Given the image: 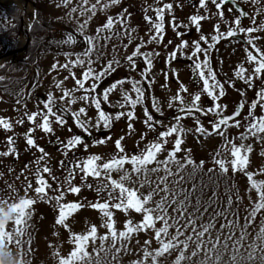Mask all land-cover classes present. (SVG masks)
Returning a JSON list of instances; mask_svg holds the SVG:
<instances>
[{
    "label": "snow or ice",
    "instance_id": "1",
    "mask_svg": "<svg viewBox=\"0 0 264 264\" xmlns=\"http://www.w3.org/2000/svg\"><path fill=\"white\" fill-rule=\"evenodd\" d=\"M67 3V0H64ZM119 0H107L106 3H101V0H96V3L91 4L88 8L82 7V14L87 11H91L92 14H95L97 5H100V9H106L111 4L118 3ZM211 4L215 6L217 13L221 19L224 17L223 12V5L229 2V0H210ZM253 3H258V0H252ZM89 0H83L84 5H88ZM197 3L201 9H207L208 7V0H197ZM182 6V5H179ZM174 8L173 3H164L161 7L155 9V20L154 24H151L150 30L152 31V35L150 36V40L156 41L161 38V34L164 31V22H165V12L171 13ZM76 9H73L75 11ZM231 12L232 9H229ZM246 15V13L241 10L240 14L235 16V19L231 22L227 32L221 33L220 32V25L217 23L214 25V32L215 34L211 36V40L213 42L218 41L222 37H232L236 35L237 31L241 33L249 34L246 43L251 46V49L254 51H247V60L250 63H254L255 67L252 69V75H248L245 77L246 69L243 65L239 66L236 70L235 74L240 79H246V82L249 83L251 86V81L254 77H261L264 78V51L259 48L255 41L259 40V36H252L250 34L264 30V23L260 26L255 25V20L253 19V26L244 28L241 27V16ZM145 19L147 21H152L153 17L150 15H146ZM191 25L195 26L196 30L199 32L201 29V22L207 19L205 15L201 14H193L190 18ZM118 22L120 24H124L123 16L119 17ZM117 23L113 17H107L106 22L101 26L102 29L105 31H110L113 28V25ZM172 26L176 31V35L181 37L179 44L176 45L175 49H173L169 56L172 59H175L178 52L186 48L189 44H191L192 48V55L191 59H193L192 69L196 72L199 76V79L202 81V93H206L207 96L211 97L213 104L207 109L208 113H215V118L210 121V128H205L199 119H196V127L195 132L201 135H211L213 133L222 136L225 138L226 144H231V155L233 159L231 160V167L232 170L235 171L238 168H245L248 164V156L247 153L251 152V146H245L241 143L237 146L231 140L227 139L225 134V130L231 126L240 127L241 121L238 117L241 115L240 108H243L244 105L241 104L239 108L234 110L231 114H226L225 109L227 105H221L219 100L221 97L224 96V84L217 78L216 72L209 67L208 65V48L202 46V43H208L209 37L205 35H200L197 40H193L189 42L188 40H184L183 33L179 31L176 25V17L172 15ZM187 25H185L186 27ZM83 25H81V30ZM101 29H97V33H100ZM125 35L129 36V44L132 43L130 33L125 32ZM75 37L72 34H68L66 40L63 43L66 44H73L75 43ZM87 47L85 51L76 56L75 59L69 60L65 64H58L54 63L52 65V69H65L68 70L71 67H75L77 65L84 66L85 63L87 67L83 68L80 76H77L75 72H70L71 78L74 80L75 87L73 89H69L63 86V81H57L55 84L56 88L62 89V95L59 96V101L64 102L63 111L68 110V108L76 103L77 100L82 101L84 106H81L78 110L71 113L72 117L74 118L75 124L77 127L82 129L85 133H90V125L89 121H91V117H87V112L89 107H94L96 110V117L94 125L92 127L100 128H109L111 127V123L113 119L119 120L121 117L126 116L129 121L135 119L136 113L134 111L135 106L140 103L141 99L145 96L144 88L141 84L140 80L132 79L130 77H125L122 80H116L112 83L109 87L104 88L102 93H98L97 84L98 82L103 79L104 76L108 75L110 72H114L116 69L113 66L114 63H119L118 61L109 60L107 64L99 71H95L92 67L93 60L91 58L92 53L96 50V40L92 36H85L84 37ZM107 39V37H105ZM169 44L172 41H168ZM124 47H128V45H124ZM209 47H212V44H209ZM255 52V54H254ZM203 53L204 60H199V54ZM68 56V53H65ZM159 55V53L153 52H144L141 50V44H137L135 49L131 52V54L127 55L125 59L128 61L129 66L131 68H136V57L140 56L143 58V61L146 65L144 72L141 73V77L144 80H148L149 77L147 73L151 70L152 66V56ZM83 57V58H82ZM2 67V65H0ZM3 79V77H0ZM68 77H65L64 80H67ZM131 81V92H134L135 98L131 95L130 92L124 91L122 93V100L118 103V107L120 109H124L126 106L128 107V111L125 113L124 111H117L113 115L112 113L106 112L102 107V104L109 101V94L113 92L118 86L123 85L126 81ZM90 82V84H89ZM86 84L89 86L86 87ZM82 92V95L75 96L74 92ZM187 88L183 83L179 84L177 93L171 98L169 101V107L173 106V102L178 101V111L181 113L180 115L174 116L175 123L169 124L167 126L163 125L161 120L155 119L154 115L149 112L147 108L144 110V124L147 126L149 130H154L156 125H161V129L156 137L155 140L149 142L144 150L140 154H132L128 155L125 153V149L122 146V141L124 137H120L115 140V148L117 150V155H114L112 158L104 161H101V157L99 155L93 154L86 157L83 161H75L74 167L69 168L68 176L65 179V182L69 185L67 188V192L72 194H78L80 192V186L72 184L73 180V173L75 169H80L83 177L93 176V177H101L102 173L107 179V183H101L97 188V193L100 192H107V198L104 200L97 199L95 202L89 204L88 206L94 210L99 211L104 215L106 218L105 220V227L108 231L104 234L101 238L102 240H106L111 236L113 242L116 240H127L133 233L141 232V231H148L149 229L154 230L155 239L160 241V247L155 249V255L151 252L145 250L144 252V259L151 257L152 264H157V257L163 255L164 253L168 252L170 249H173L177 244H182L183 248L187 249L189 246V241H191L192 236H188L187 239L181 241L179 237L183 235L181 231V227H176L175 235H171L169 239H165V237H169V228L172 227L169 224L170 217L168 216V205L169 203H179V208L173 209L174 212H178L179 216L185 217L186 210H185V202L183 200L177 201L176 195L174 192L170 193L167 177L173 175V172L170 168V164L172 162H176L177 164V172L180 168L184 167L185 164L191 165L195 164L191 158H186L183 162L177 161V153L182 150V134L184 133V128L181 125V120L187 116H194L195 113L203 111L202 108L199 107V101L201 99V93H195L192 96L191 103L185 104L184 99L181 95V92H187ZM259 97V101L253 100L251 102L250 108L248 110V115L245 117V120H248L249 117L251 120L246 126V133L241 134V139L246 138L247 135L252 136H259L261 133H264V115L259 117L253 114V109L257 107V104L260 103V107L264 109V88H261L259 92L256 93ZM56 100L57 98L54 97L52 92L47 94L46 99L43 101V108L39 109L38 111H33L30 114L25 111V117L27 121L35 127H30L27 132L25 133L26 137V144L29 148H36L42 155L39 157L37 161V165L40 164L41 161L45 159L48 155L44 148L40 147L36 139L34 138V133L36 128H39L45 133H52L53 126H52V119L54 118L55 123L58 125H64L65 121L62 115V111L60 109L54 110L56 107ZM153 107L155 108L156 112H161V108L158 107L153 101ZM162 114V112H161ZM37 117H40L39 121H37ZM82 117H87V119H82ZM17 123L23 124L24 119H20ZM13 127L12 122L5 118L0 117V128L5 130H10ZM128 129L131 131L133 129V124L131 122L128 123ZM174 136V143L172 146L167 149V156L163 160H158V154L165 150L166 145H168V138ZM264 138V137H262ZM111 137L105 136L101 137L100 139L94 141L96 144H104L107 140H110ZM143 139V136L141 137ZM8 143V151L3 152L2 155H9L16 153V149L14 147L13 137H7ZM62 144L65 155L71 149L76 148L78 145L83 143V138L81 135H72L66 141H60ZM85 149L88 148L87 144H83ZM18 155V153H16ZM61 166H64V162H59ZM156 164V167L151 169L148 168L150 164ZM219 168L227 172L228 167H226V163L224 159H217L215 161ZM126 164L131 165V171L134 173H143L145 177L149 171L151 172H159L161 168L165 173L164 176L158 177L159 184L157 185L156 189L147 192L146 194L141 193L138 188L136 187H128L124 183L126 180L130 179L129 173L125 171L123 176H120L119 179H114L111 176V172L115 170L124 169ZM200 164H203V161H200ZM211 172L212 169H209ZM45 174H51V168L44 164L43 167H36L35 171V181L36 187L35 192L41 196L47 195L48 189L51 185L48 182L47 176ZM252 186L256 188L259 194V200L256 202L255 206L251 210V217H255V214L262 209H264V181H255L252 179L253 173L248 172L246 173ZM52 180H56L55 176L51 177ZM163 185V188H160V185ZM143 187V184L140 185ZM32 185L28 184L25 188V196L20 198L17 202L8 203L7 200H0V264H17L16 259L13 257L9 260V256L11 255L8 250L12 249L13 246L19 252V264H23V256H24V248L23 245L25 241H23L22 237L24 235V226L28 217V212L26 211L33 203L34 200L27 196L28 189L31 188ZM61 189L63 185L60 186ZM91 187V185H88ZM116 190L119 191V195L114 197L113 192ZM156 191H161L164 193L160 197L159 202L155 204L154 207H149V202L152 200ZM64 196V191L61 190L59 194L53 197L57 202L61 201ZM239 199V197H237ZM231 203V199L229 200ZM85 205L80 201H69L67 203L59 204V215L57 219V223L62 224L65 228L68 225L65 223L67 218L78 211L80 208L84 207ZM113 210H120L127 213L129 210H133L136 213L142 215V219L138 222L133 223L132 220L126 219L124 221V228L122 230H117L116 223L114 219V211ZM9 221L14 222V229L9 231L7 229V224ZM157 221L162 222V226L157 228L156 223ZM250 220H246V224L250 223ZM178 220H173V224H178ZM233 220H228L227 225L231 227L233 225ZM184 229L191 228L192 234L196 237V248L200 249L204 244L203 238L207 233H209L210 229L213 227L212 223H208L206 225H198L196 218L194 216L188 215L186 217L185 223L182 225ZM221 229L225 227V225H220ZM199 229V230H198ZM74 244L75 247L71 251V253L67 257H60L59 264H74L75 261H85L86 257L89 256L86 250V243L89 239H95L97 235V227L96 225H91L89 231L84 234L80 233H73ZM243 229L241 230L240 239H243ZM260 239H264V227L260 229ZM175 241V244H174ZM27 243L30 244V241ZM145 245H148L150 241L146 240ZM239 243V242H237ZM220 244V237L217 236L215 238V243L212 244V247L208 249V251H215L217 246ZM6 246V247H5ZM227 246V242L225 241V247ZM236 244L233 245V250L235 253ZM255 245H251L250 248H254ZM120 251V249H116ZM28 252H31V249H28ZM254 251L249 252L248 259H252L254 256ZM193 256L196 255V252L193 251ZM184 259L183 252L176 258V264H180V262ZM220 259L219 255L216 256V260ZM233 260L236 259L235 254L232 257ZM264 259V257H262ZM133 264H144V260H137L134 261Z\"/></svg>",
    "mask_w": 264,
    "mask_h": 264
},
{
    "label": "rangeland",
    "instance_id": "2",
    "mask_svg": "<svg viewBox=\"0 0 264 264\" xmlns=\"http://www.w3.org/2000/svg\"><path fill=\"white\" fill-rule=\"evenodd\" d=\"M175 1V0H119L116 4H111L106 9L101 10L100 5H97L95 14L91 11L82 14V7L88 8L91 4L96 3V0H89L88 5L83 4V0H39L38 8H40L45 22L51 25L54 31L53 37L60 36L66 39L68 34H73L75 45L64 44V46L53 47L44 45L41 50L39 64L43 67L45 72L52 70L54 63L65 64L71 59H75L81 51L86 49L85 40H78L77 37L91 36L97 40L101 38L102 34L106 32L101 26L106 22L107 17L111 16L116 19L119 12L124 7L131 8V6L146 7L150 4L158 2ZM107 0H101V3H106ZM0 4L4 6H11L16 4L20 9V16L22 13L21 5L17 3H6L5 0H0ZM127 4V5H123ZM73 9H76L73 11ZM28 17L31 20L34 18V8L28 12ZM126 18L130 17L126 14ZM12 18V17H11ZM7 16V14L0 10V33L11 26L14 21ZM133 20V19H132ZM125 21H127L125 19ZM81 25L83 28L81 30ZM100 28V33L97 29ZM95 34V35H94ZM75 35H78L77 37ZM25 36L20 35L17 40V47L21 46L22 40ZM65 53L69 55L66 56ZM83 53V52H82ZM21 58V55L18 57ZM83 58V57H82ZM7 63V62H6ZM84 66L77 65L75 67L82 68ZM58 70H65L57 68ZM21 71L14 64L12 71ZM70 70H67V75L70 76ZM17 71V72H18ZM47 76V73H45ZM66 75L61 76V73L56 75H49L48 80L63 81ZM256 115V114H255ZM264 115V110H259L257 117ZM186 119V118H185ZM182 120L181 124L184 125V133L182 134L183 144L182 150L177 153V161L183 162L186 158H191L195 164H185L177 172L176 162L170 164L173 175L167 177V183L170 193L174 192L177 201L183 200L185 202V217L179 216L178 212L173 209L179 208V203H169L168 216L169 224V239L171 235H175L176 227H181L183 235L179 237L181 241L192 236L189 241L187 249L183 248L182 244H177L173 249L157 257V264H176V258L183 252L184 259L180 264H264V239L258 238L260 236V229L264 227V209L257 212L255 217H251V210L259 200V194L255 187L252 186L246 173H253L252 179L255 181H264V133L259 136L247 135L245 139H241V134L246 133V126L249 120L241 119L240 127H235L225 134L228 140H231L237 146L243 143L245 146H251V152L247 153L248 164L245 168H238L233 171L231 167V144L225 143V138L217 134L201 135L195 132L196 120L185 121ZM168 146H172L174 139H168ZM108 151H105L102 146L91 145L87 149L84 148L85 156L82 161L89 155H99L104 162L114 155H117L115 148V140L109 143ZM166 147L164 151L158 154L157 159L163 160L167 156ZM39 152V151H38ZM48 154L40 165L44 164H60V161L68 159L65 152L58 153L53 150H45ZM132 155V153H126ZM140 154V153H139ZM217 159H224L228 171L224 172L215 163ZM39 157L33 155L30 159L31 164L37 165ZM203 161V164H200ZM156 167V164H150L149 169ZM209 169H212L210 172ZM129 173L130 179L124 183L128 187H136L141 193L146 194L149 191L156 189L159 184L158 177L164 176L163 168L159 172L147 173H134L131 171V165L126 164L124 169L113 170L111 176L114 179H119L120 176ZM29 181V182H28ZM107 179L102 173L101 177H83V174L72 182L74 185L80 186L78 194L67 192L68 184L65 182L61 189L60 183L55 189L47 191V195L41 196L35 192L36 181L32 172H24L20 165L15 166L5 176H0V200H7L8 203L17 202L20 198L25 196V188L28 184L32 187L28 189L27 196L34 200V203L26 210L28 217L24 226V235L22 237L25 241L23 264H59L60 257H67L75 247L73 233L84 234L89 231L91 225H96L97 235L95 239H89L86 243V250L89 254L85 261H75L74 264H133L134 261L144 260V264H152L151 257L144 259V252L147 250L155 255V249L160 247V241L155 239L154 230L141 231L133 233L127 240H116L113 242L111 236L106 240L101 238L108 231L104 226L106 218L102 213L92 209L88 205L95 202L97 199L104 200L107 198V192L97 193L96 188L101 183H107ZM143 184V187L140 185ZM91 185V187H88ZM163 188V185H160ZM63 190L64 196L59 203L53 197L57 196ZM119 195V191L113 192V196ZM164 195L161 191H156L152 200L149 202V207H154L159 202L160 197ZM239 197V199H237ZM231 199V203L229 200ZM80 201L85 206L80 208L74 214L69 216L66 220L68 225L65 228L62 224L57 223L59 215V204L67 203L69 201ZM114 211V219L117 230L124 228V221L130 219L133 223L142 219V215L133 210L127 213L120 210ZM188 215L196 218L198 225H206L212 223L213 227L209 233L203 238L204 244L200 249L196 248V237L192 234L191 228L184 229L182 225L185 223ZM173 220H178V224H173ZM228 220H233L234 223L231 227L227 225ZM250 220V223H245ZM225 225L221 229L220 225ZM162 226V222L157 221L156 227ZM15 227L13 221H9L7 229L13 230ZM243 229V239H240L241 230ZM199 230V229H198ZM220 237V244L215 251H208L215 243V238ZM150 243L145 245V241ZM30 241V244L27 243ZM225 241L227 246L225 247ZM239 242V243H237ZM175 244V241H174ZM236 244L234 253L233 245ZM255 245L254 248H250ZM6 247V246H5ZM31 252H28V249ZM120 249L117 251L116 249ZM10 252L9 260L13 257L19 264V252L13 246ZM193 251L196 255L193 256ZM254 251L252 259H248L249 252ZM235 254L236 259L232 257ZM219 255L220 259L217 261L216 256Z\"/></svg>",
    "mask_w": 264,
    "mask_h": 264
},
{
    "label": "flooded vegetation",
    "instance_id": "3",
    "mask_svg": "<svg viewBox=\"0 0 264 264\" xmlns=\"http://www.w3.org/2000/svg\"><path fill=\"white\" fill-rule=\"evenodd\" d=\"M164 3H173L174 8L171 13L165 12V26L161 38L152 41L150 40V36L153 33L150 30V26L156 22L155 9L161 7ZM222 7L224 12L223 19L219 17L215 6L211 4L210 0H208L207 9H201L197 0L160 1L155 4L147 5L146 7L131 6L128 10L127 7H124L123 10L119 12V16L115 19L117 23L113 25V28L110 31L104 32L100 39L97 40L95 38L96 50H94L91 55L93 60L92 67L94 70L99 72L109 60L119 62L114 63L113 66L116 69L114 72H110L98 82L97 89L98 93H102L104 88L109 87L116 80L130 77L141 81L145 96L141 99L140 103L135 106V119L129 121L126 116L121 117L119 120L113 119L111 127L109 128H103L102 126L96 128L91 126L95 123L96 110L94 107H89L87 117L92 118L91 121H89L90 133H85L82 129L77 127L71 115L72 112L84 106V103L77 100L68 110L63 111L65 106L64 102L58 99L59 96L62 95V89L55 87L57 81L48 80L50 74L56 75L57 73H61V76L64 77V75H66V77H68L67 80H63L62 87L73 89L75 83L71 76L67 75L68 71L52 69L45 72L43 67L39 64L42 49L37 54V59L33 62L28 59V49L27 55L17 58L15 61L16 63H14L17 68H21V71L16 70V72H13L12 68L14 64H11L12 68L9 72L5 74L0 73V77H3V79H0V117L9 119L13 124L10 130L0 128V176H5L7 172L17 165L21 166L22 171L32 172L35 176L36 167L38 165L31 164L30 159L33 155L37 154V156L40 157L42 154L38 152L36 148H29L26 144L25 133L30 127H35V125L29 123L24 114L25 111L30 114L33 111H38L43 108V101L46 99L49 92H52L54 97L57 98L54 110L60 109L62 111L65 124L58 125L55 123L54 118H51L54 129L52 133H45L39 128H36L34 138L37 144L44 148V150H53L62 153L65 152V150L60 141H66L72 135H81L83 143L68 151L69 155H67V157L69 158L63 160V167L61 164H47L51 168V174H45L51 185L48 191L59 187L58 185L60 183H62V185L65 184L69 168L74 167L75 161H82L85 156L83 144H87L88 146H102L105 151H108L109 148H111L109 143L123 136L124 140L122 141V146L125 149V153H141L145 146L149 142L155 140L159 131L162 130L159 124L156 125L154 130H149L147 128L143 122L145 119V108L154 115L155 119L161 120L163 125L167 126L175 123L174 116L181 114L178 111L179 102H173V106L170 108L169 101L177 93L180 83H183L188 90L187 92H181L185 104L191 103L193 94L201 93L199 107L203 109V111L195 113L194 116H187L182 120L186 118L185 121L187 122L189 120L199 119L200 123L205 128H210V121L215 118V113H208L207 109L213 104V101L206 93L201 92L202 81L199 79L198 74L192 69L193 59L190 58L192 55L191 44L181 49L175 59L169 56V53L175 49L181 39V37L176 35V31L172 26V15L176 17L177 28L183 33L182 38L184 40L191 42L197 40L200 35L209 37L208 43H202V46L208 48L209 67L216 72L217 78L224 84L225 94L220 98L219 103L221 105H227V108L224 110L226 114H231L243 104L244 107L240 108L241 115L238 119H245L248 115L251 102L254 99L259 101V97L256 93L259 92L261 88H264V78L254 77L251 81V86H249L246 79L242 80L235 74L238 67L243 65L247 70L245 73V77H247L248 75H252V69L255 67L254 63H250L247 60V51H254L251 49V46L246 43L249 34L237 31L236 35L232 37H222L216 42L211 40V36L215 34L214 25L217 23L220 25L219 30L221 33L227 32L231 22L235 19L236 15L240 14L241 10L246 13V15L241 16V27L247 28L253 26V19L255 20V25L260 26L264 23V0H258V3H253L252 0H229V2ZM229 9H232V11L230 12ZM126 14H129L133 18H126ZM193 14H201L207 17V19L201 22V29L199 32L196 30L195 26L190 23L189 18ZM146 15L152 16L153 20L147 21L145 19ZM121 16L124 18V24L118 22ZM125 19L127 21H125ZM185 25L187 26L185 27ZM126 31L130 33L132 40L131 44H129V36L125 35ZM250 35L260 37L255 43L264 51V30L254 32ZM52 36L51 33L47 34V38ZM75 36L77 37L78 35ZM91 36H93V34ZM105 37H107V39H105ZM77 39L81 41L85 40L83 37H77ZM64 40L66 39H62L58 36L56 38L53 37L51 41L47 39V43L42 42L41 44L43 46L48 45L57 48L61 45L64 46L62 43ZM168 41H172V43L169 44ZM137 44H141V50L144 52L159 53V55L152 56L151 70L147 73L149 77L148 80H144L141 77V73L144 72L146 67L142 57L138 56L135 58L136 68L134 69L129 66L128 61L125 59L127 55L131 54ZM209 44H212V47H209ZM71 45L73 47L75 43ZM124 45H128V47L125 48ZM199 60H204L203 53L199 54ZM85 65V67H87L86 63ZM1 69L2 68H0V71ZM81 69L82 68L79 67H72L70 72H75L77 76H80L82 72ZM45 73H47V76ZM87 86L89 85L86 84V87ZM131 88V81L128 80L123 85L113 90V92L109 94V101L102 104L104 110L113 115L117 111H124L126 113L128 107L126 106L124 109H120L118 103L121 102L122 93L124 91L130 92L133 98H135L136 94L131 92ZM74 95L78 97L82 95V92H74ZM154 100L156 105L161 108L162 114L161 112H156L153 107ZM259 110H261L260 103L252 110L253 114L258 115ZM87 117H82V119H87ZM20 119H24L23 124L17 123ZM39 119L40 117H37V121H39ZM249 119L251 118L249 117ZM129 122L133 124V129L131 131L128 129ZM182 126L184 128V125ZM232 128L233 126L226 129L225 133L227 131L230 132ZM213 134L215 135V133ZM8 136L13 137L14 147L18 155H16V153L7 156L2 155L3 152L8 151ZM105 136L111 137V139L107 140L104 144L94 143V141ZM142 136L143 139H141ZM170 138L173 140L174 136L168 139ZM166 147L170 146L166 145ZM39 167L42 168L43 165ZM81 174L80 169H75L72 182L81 176ZM52 176H55L56 180H52Z\"/></svg>",
    "mask_w": 264,
    "mask_h": 264
},
{
    "label": "trees",
    "instance_id": "4",
    "mask_svg": "<svg viewBox=\"0 0 264 264\" xmlns=\"http://www.w3.org/2000/svg\"><path fill=\"white\" fill-rule=\"evenodd\" d=\"M36 5H38L39 0H31ZM0 10L4 11L7 16L13 19L14 23L9 26L6 30L0 33V54L6 53L16 48L17 40L20 36L21 20H20V9L18 6H4L0 4ZM53 34L54 31L51 25L45 22L43 14L37 6V18L33 23L32 29L30 30L31 35V45L29 47L28 59L33 62L37 59V54L42 49L43 43H47V39L51 41L52 37L47 38V34ZM12 65L7 64L2 67L0 73L5 74L9 72Z\"/></svg>",
    "mask_w": 264,
    "mask_h": 264
},
{
    "label": "water",
    "instance_id": "5",
    "mask_svg": "<svg viewBox=\"0 0 264 264\" xmlns=\"http://www.w3.org/2000/svg\"><path fill=\"white\" fill-rule=\"evenodd\" d=\"M26 3H31L34 7V19L32 20V23L34 22V20L36 19V6L33 2H31L30 0H24ZM24 15H25V10H22V13H21V21H22V25H21V30L20 32L26 37V42L23 46L19 47L18 49L12 51V52H9L5 55H2L0 57V65L8 60V59H14L16 58L19 54L21 53H26L27 52V49H28V44L30 42V34H29V31L30 29L24 24Z\"/></svg>",
    "mask_w": 264,
    "mask_h": 264
},
{
    "label": "bare ground",
    "instance_id": "6",
    "mask_svg": "<svg viewBox=\"0 0 264 264\" xmlns=\"http://www.w3.org/2000/svg\"><path fill=\"white\" fill-rule=\"evenodd\" d=\"M3 1V0H2ZM6 3H17L21 5V8L25 10V17H24V24L29 27L30 26V19L28 17V12L31 9V4L26 3L24 0H5ZM25 44V39L22 40L21 45Z\"/></svg>",
    "mask_w": 264,
    "mask_h": 264
}]
</instances>
